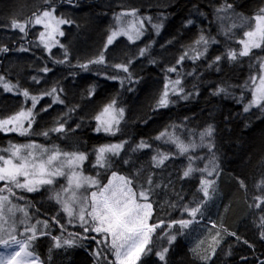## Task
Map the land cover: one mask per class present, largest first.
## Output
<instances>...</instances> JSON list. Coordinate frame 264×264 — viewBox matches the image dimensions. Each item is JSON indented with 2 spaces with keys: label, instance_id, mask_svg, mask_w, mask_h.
<instances>
[{
  "label": "trees",
  "instance_id": "1",
  "mask_svg": "<svg viewBox=\"0 0 264 264\" xmlns=\"http://www.w3.org/2000/svg\"><path fill=\"white\" fill-rule=\"evenodd\" d=\"M227 5L232 7L217 12ZM50 6L71 23L64 25V35L60 38L64 48L58 45L49 53L37 42V26L29 25L25 34L12 28L11 22H24L33 13L39 14ZM261 9H264V0H49L48 3L46 0H0V48L8 49L0 51V76L6 82L18 85L20 90L27 89L35 95L56 87L64 100V104H53L49 108L51 97L44 96L37 104L35 111L39 115L31 133L21 136L0 131V146L35 141L47 147L58 145L68 152L86 153V170L94 168L95 171H89L101 183H106L115 171L133 178L134 186L138 181L147 188L145 181L151 176L152 190L148 201L152 203L153 214L150 223L163 220L165 225L193 219L183 210L184 206L192 208L205 199L198 189L206 173L194 172L183 178L188 157L195 158L192 166L197 169L210 167V161L215 160L218 170L206 178L215 180L216 191L213 194L209 190L211 199L203 204L202 215L197 213L187 228L178 224L157 228L150 245L152 251L142 255L138 264H264V237L261 236L264 226L260 220L264 216V203L259 208L254 206L258 203L256 197L264 198V183H261L264 181V107L244 111L253 99V86L249 80L255 76L258 81L262 72L264 44L235 61L224 56L229 49L240 50L242 46L238 41L244 39L243 33L253 26L252 18L262 14ZM132 10H136V16L131 19L151 17L150 23L144 19V35L135 42L119 36L104 51L106 65L132 60L129 65L132 83L126 82L121 87L118 80L106 79L105 73L108 76L126 75L106 65L90 64L89 71H83L78 65L96 58L104 50L111 30L118 27L117 15ZM128 18L124 16L122 23ZM153 24L163 25L158 34ZM233 24L236 27H232ZM226 31L227 35L224 34ZM201 34L210 41L207 52L197 60L186 58L177 64L185 52L191 56L194 54L191 49L203 50L194 43ZM146 45H150L148 53L139 56V50ZM217 56H221V60L215 61ZM57 60L66 62L56 63ZM153 60L155 63L151 62ZM173 66L177 72H168L167 69ZM45 67L50 71L43 72ZM32 77H37L39 83ZM178 78L182 80L179 87L184 89L181 95L189 93L188 99L170 93V100L175 102L166 108H156L165 83ZM93 85L95 92L89 95ZM61 88L63 92L59 91ZM221 88L226 91L218 93ZM113 98L116 106L125 109L120 131L114 136L97 133L94 131L97 122L93 117ZM28 105L29 101L25 103L23 95L16 90L7 92L0 86V116L13 115ZM41 108L48 110L40 111ZM72 108L75 111L69 112ZM60 117L67 121L65 133L50 132L48 137L38 135L55 127V121ZM209 125L214 131L211 137H205L204 144L210 142L211 148L201 146L181 155L174 144L155 139L167 129L186 144H200L199 134ZM141 140L151 147L133 152ZM121 141L127 143L120 155L112 158L110 169L93 167L96 148ZM158 150L170 154L161 167L152 162ZM125 160L128 163H124ZM136 173H139L138 177ZM241 180L245 187H241ZM15 192L16 197L22 196L19 200L32 210L40 209L39 214L49 223V228L44 231L50 234L39 235L38 232L30 249L40 257L42 264H109L113 261L112 255L105 260L103 254L98 260L92 254L97 244L90 239L71 248L53 247L52 237L60 236L61 229L52 217L67 227L62 239L67 238L68 232L81 233V227L67 224V217L57 203H37L43 192ZM217 232L220 233L219 244L214 246L211 237ZM164 233L175 235L176 239L169 243ZM85 235L97 234L89 232ZM19 238L25 237L20 235ZM164 248L168 251L162 261L157 253ZM205 256L208 259H204Z\"/></svg>",
  "mask_w": 264,
  "mask_h": 264
},
{
  "label": "snow or ice",
  "instance_id": "2",
  "mask_svg": "<svg viewBox=\"0 0 264 264\" xmlns=\"http://www.w3.org/2000/svg\"><path fill=\"white\" fill-rule=\"evenodd\" d=\"M48 2L49 0H46V3ZM69 2H71V0H69ZM231 7V5H227L224 8L217 9V12H225ZM55 12L56 8L50 6L49 9L39 14L33 13V16L24 22L13 20L11 22V27L26 34V28L29 25H42L44 30L40 31L38 34L39 43L50 53L52 47L56 45L64 48V45L59 43L56 36H63L64 32L61 30V26L71 23V21L57 17ZM261 13L262 14L252 18L253 26L251 30L245 31L243 33L244 39L238 41L242 46L240 50H227L224 54L225 58L235 61L238 57L248 56L252 49H259L262 47V44H264V9H261ZM124 16L135 17L136 10L117 15L116 24L118 27L111 30L107 37L106 44L104 45V50H102L96 58L89 60L87 63L78 65L83 71H89L90 64L106 65L104 51L107 50L109 45L113 44L117 37L126 36L129 41L135 42L144 35V19H147L149 23L151 22V17H147L122 23L121 18ZM188 23L191 24L192 21L189 20ZM137 24L139 26H137ZM162 26V24L152 25L157 34ZM232 27H236V25L233 24ZM228 31H231V29ZM224 34L227 35L228 32L226 31ZM194 43L203 50L201 51L193 48L191 51L194 54L191 56H189L188 52H185L178 58L177 64H181L186 58L197 60L202 57L207 52L210 41L201 34L199 39ZM149 48L150 45L141 48L138 55L145 56ZM7 50L6 47L0 48V51ZM64 55L67 57L66 48ZM219 60H221V56L215 58V61ZM55 62L65 63L66 60H57ZM151 62L155 63L154 60ZM131 63L132 60L129 59L127 63L107 64V67L122 71L126 75L123 77L119 74L108 76L105 73L106 79L118 80L121 87H124L126 82L132 83L133 76L129 71V65H131ZM261 69L262 73L259 76L258 83L255 76L251 77L249 80V83L253 86V99L245 106V112L253 106L264 107V64H261ZM42 71L46 73L49 72L50 69L45 67ZM167 71L177 72V68L173 66L167 69ZM32 79L36 83H39L37 77H32ZM181 83L182 80L179 78L176 80H168L157 100L156 108H166L170 103L175 102L170 100V93L172 96L187 100L190 94L185 93L181 95V93H184V89L179 87ZM0 86L7 92L16 90L19 94L23 95L25 103L31 101V107L27 109L22 107L21 110L15 114L6 118H0V131L3 132H16L21 136L29 135L32 125L36 122V116L39 115V113L35 111L37 104L44 96L51 97V104L48 105L49 108L53 104H64V100L60 98L56 87L46 90L39 95H32L27 89L20 90L18 85H12L6 82L3 76H0ZM59 91L63 92V89L61 88ZM225 91V89L221 88L218 90V93ZM94 92L95 86L93 85L89 88V95L94 94ZM116 105V99L113 98L110 103L106 104L103 109L93 117L97 122L94 129L95 132H104L114 136L120 131L119 125L121 120L124 119L125 109L123 107L117 108ZM47 110L48 108L40 109V111ZM73 111H75V108L69 109V112ZM64 116H68V113H64ZM55 123V127L41 131L38 135L48 137L50 132L65 133L67 121L64 120L63 117H60ZM79 126L80 125H77V127ZM213 131V127L209 125L201 132L199 134L200 144H196L195 142L186 144L167 129L162 131L155 139H163L165 142L174 144L179 154L183 155L197 147H213L210 142L207 145L204 144L205 137H211ZM126 143L127 141H121L120 143L105 144L96 148L94 150L95 164L93 167H99L105 170L110 169L112 167V158L120 155ZM150 147V144L141 140L132 151L135 152ZM169 158L170 154L158 150L156 155L152 157V162L156 167H161ZM87 159L88 155L86 153L64 151L58 145L45 147L35 141L25 144L9 143L7 148L0 149V182H2L0 183V249H2L0 250V264H42L40 257L30 250L32 242L38 238L37 225L41 226L39 235L50 234L44 231V229L49 228L48 221L37 220L35 224L28 223L27 221L30 220V217L27 211L13 204L12 198L16 197L15 190L17 189L28 193L38 192L42 187L52 186L57 181V178L63 177L66 184L61 186L60 192H57L54 196L50 197V199L56 200V202L61 205V210L67 217V224L71 225L74 222L79 224L82 232H68L67 238L62 239L64 232L67 231V227L66 225H60L59 220L52 217L51 219L55 221L61 229L60 236L52 237L54 241L53 247L71 248L78 246L82 240L90 239L97 244V248L92 254L98 260L101 258L102 254L105 260H107L108 255L114 257L113 261L109 262V264H138L142 255H146L152 251L150 245L153 243L152 237L157 228H171L173 225L177 224L180 225L181 228H187L193 222L197 213L202 215L201 208L203 204L207 202V199H211L209 190L211 189L213 194L216 191L214 187L215 180L206 178L211 177L214 172H217L218 165L215 163V160L210 161V167L205 166L203 169H197L192 166V160L195 158L189 156V164L183 171V178L190 177L194 172L206 173V177L200 180V187L198 189L199 192L203 193L205 199L199 201L195 207L189 208L188 206H184L183 210L193 219L172 221L167 225H165L163 220L157 223H149L153 214L152 203L147 202L149 200V193L152 190L151 176L147 177L145 181L148 185L147 188L139 184L138 181L134 186L133 178L119 175L115 171L111 172V177L107 179L106 183H101L96 177L84 175L83 163ZM124 163H128V161L125 160ZM97 175H99V173ZM136 176L138 177L139 173H136ZM261 183H264V181ZM240 185L241 187H245L242 180L240 181ZM61 193H63V195H61ZM16 198L23 199L22 196ZM255 199L258 203L254 206L259 208L260 204L264 203V198L256 197ZM173 207H175V205H173ZM17 211L22 212L25 219L17 220ZM260 220L261 225L264 226V216H262ZM20 226H23L24 239H18L16 235L17 229ZM213 227H215V225H213ZM89 232L97 235L91 237L85 235ZM219 235L220 233L217 232L216 235L211 237L214 246L219 244V240H217ZM231 235L235 236V233H231ZM97 236H99V239H97ZM164 236L167 237L169 243L176 239L175 235L169 233H164ZM261 236L264 237V232H261ZM245 243L247 242L245 241ZM214 246L212 249L213 254L215 252ZM167 251L168 249L164 248L157 253L162 261L165 259ZM203 258L208 259L207 256Z\"/></svg>",
  "mask_w": 264,
  "mask_h": 264
},
{
  "label": "rangeland",
  "instance_id": "3",
  "mask_svg": "<svg viewBox=\"0 0 264 264\" xmlns=\"http://www.w3.org/2000/svg\"><path fill=\"white\" fill-rule=\"evenodd\" d=\"M55 15L57 16V17H61L60 15H58L56 12H55ZM61 18H63V17H61ZM64 19V18H63ZM122 20H123V17L121 18ZM129 20H133V21H135L134 19H131V17L130 18H128V20L126 19V21H124L123 23H127ZM64 25H66V24H64ZM64 25H62L61 26V30L64 32ZM37 27H38V33H37V42H38V44L39 45H41L40 43H39V39H38V34H39V32L40 31H43L44 29H43V26L42 25H36ZM252 28V27H251ZM251 28H249L247 31H249V30H251ZM62 36H59V35H57L56 36V39L57 40H59V43H60V38H61ZM115 42V41H114ZM113 42V43H114ZM263 45V44H262ZM41 46H43V45H41ZM56 46H58V45H56ZM55 46V47H56ZM44 47V46H43ZM45 48V47H44ZM52 48H54V47H52ZM253 50H255V49H252V51ZM251 51V52H252ZM250 52V53H251ZM262 64H264V60L262 61ZM262 73V72H261ZM258 80H259V78H258ZM257 83H258V81H257ZM32 95H35V94H32ZM29 107H31V101H29V105H28V107H26L25 109H27V108H29ZM254 107H256V106H253V107H251V108H254ZM117 108H119L118 106H117ZM251 108H249V109H251ZM11 116V115H10ZM6 117H8V116H0V118H6ZM122 121V120H121ZM121 123V122H120ZM25 126H27V125H25ZM33 126V125H32ZM12 133H16V132H12ZM99 133H104V132H99ZM18 134V133H17ZM8 146H3V147H1L0 146V148L1 149H3V148H7ZM45 147H47V146H45ZM86 162H87V160H85L84 161V163H83V173H84V175H88V176H93V177H96L97 179H99L94 173H92L91 171H89V169L90 170H92V171H95V169L94 168H92V167H90L88 170H86V167H85V165H86ZM94 164H95V162H94ZM93 163H92V165H94ZM111 177V175L109 176V178ZM1 183V182H0ZM66 184V181H65V179L63 178V177H60V178H57V181L55 182V184L54 185H52V186H44V187H42L38 192H32L33 194L35 193V194H38V193H42V195H40V197L37 199V203H38V201H39V203L41 204V203H46V202H49L50 204H51V202L53 201V202H55V203H57L56 202V200H54V199H50V197H52V196H54L57 192H60V189H61V186H63V185H65ZM17 190H19V189H17ZM17 190H15V191H17ZM91 190H95V189H91ZM90 190V191H91ZM19 191H21V192H25V191H23V190H19ZM81 191H83V190H81ZM28 193V192H27ZM61 195H63V193H61ZM12 202H13V204H16L18 207H21V208H24L26 211H27V213H28V216L30 217V220H28L27 222L28 223H32V224H35L36 223V221L37 220H41V221H47V219H45L44 217H43V215H40L39 214V210H36L35 208L32 210V208H31V206H29L27 203H25V202H23V201H20L19 199H16L15 197H13L12 198ZM147 202H149V201H147ZM150 203V202H149ZM49 204V207L51 208V210H52V206ZM58 204V203H57ZM59 205V204H58ZM60 206V208H61V205H59ZM65 214V213H64ZM66 215V214H65ZM16 219L17 220H22V219H25V217H24V214L22 213V212H19V211H17L16 212ZM149 223H150V220H149ZM73 226H80L79 224H77V223H73ZM40 228H41V226L40 225H37V230H38V232L40 231ZM16 235H17V238L18 239H20L19 238V236L20 235H23V226H20V227H18V229H17V233H16ZM0 250H2V249H0ZM167 254V253H166ZM166 254H165V257H166Z\"/></svg>",
  "mask_w": 264,
  "mask_h": 264
},
{
  "label": "bare ground",
  "instance_id": "4",
  "mask_svg": "<svg viewBox=\"0 0 264 264\" xmlns=\"http://www.w3.org/2000/svg\"><path fill=\"white\" fill-rule=\"evenodd\" d=\"M42 190V189H41ZM96 264V263H95Z\"/></svg>",
  "mask_w": 264,
  "mask_h": 264
}]
</instances>
